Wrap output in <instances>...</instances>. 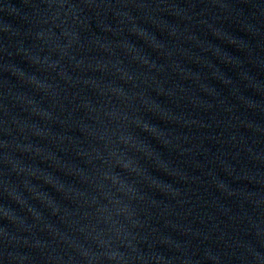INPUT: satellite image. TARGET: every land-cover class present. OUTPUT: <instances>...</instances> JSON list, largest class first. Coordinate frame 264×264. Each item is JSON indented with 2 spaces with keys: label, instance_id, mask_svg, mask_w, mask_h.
Segmentation results:
<instances>
[{
  "label": "water",
  "instance_id": "95a60500",
  "mask_svg": "<svg viewBox=\"0 0 264 264\" xmlns=\"http://www.w3.org/2000/svg\"><path fill=\"white\" fill-rule=\"evenodd\" d=\"M0 264H264V0H0Z\"/></svg>",
  "mask_w": 264,
  "mask_h": 264
}]
</instances>
